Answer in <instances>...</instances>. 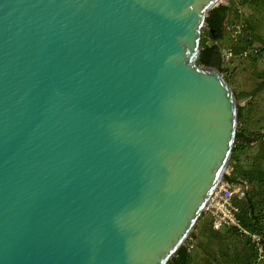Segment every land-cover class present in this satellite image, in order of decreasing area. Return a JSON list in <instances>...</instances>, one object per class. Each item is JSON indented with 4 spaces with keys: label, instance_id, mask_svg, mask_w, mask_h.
Masks as SVG:
<instances>
[{
    "label": "water",
    "instance_id": "water-1",
    "mask_svg": "<svg viewBox=\"0 0 264 264\" xmlns=\"http://www.w3.org/2000/svg\"><path fill=\"white\" fill-rule=\"evenodd\" d=\"M222 0H0V264H167L225 182L238 102L199 66Z\"/></svg>",
    "mask_w": 264,
    "mask_h": 264
},
{
    "label": "crops",
    "instance_id": "crops-1",
    "mask_svg": "<svg viewBox=\"0 0 264 264\" xmlns=\"http://www.w3.org/2000/svg\"><path fill=\"white\" fill-rule=\"evenodd\" d=\"M222 5L227 6L229 10L223 25L222 38L217 44L221 50L230 49L234 54V58L228 63L223 62L222 68L229 75V79L226 80L237 97V130H240L245 137L252 139L246 148L236 152L232 161L234 172L238 175L237 180L247 184L250 182L247 198L245 200L235 198L233 202L239 208L237 217L240 220H250L255 215V213L252 214V210L254 212L257 209L256 204L260 202L257 200L258 195H264V189L262 191L259 188L261 184L264 185L260 182H264V169L262 168L263 174H259L260 177L256 175L255 180L252 179L254 173L251 172V169L255 170L256 162L258 160L260 162L264 152L260 148L264 147V114H257V103H254L256 95L263 94L264 89L255 92L254 88L252 89L251 78L255 70L256 73L261 71L264 73V66L257 65L258 62L264 63V56L260 53L264 52V0H225ZM236 30L240 31L237 36H235ZM253 50L259 51L261 57L251 55ZM244 51L250 52L248 58L239 56ZM239 71L246 72L245 76L241 77ZM238 76L242 81L238 80ZM247 150L248 153L244 154ZM246 158L251 163H246ZM244 165L247 166V170ZM255 182L259 187L251 186ZM234 237L241 241L246 236L235 234L228 227L214 230L212 217L205 211L190 235L193 250L190 251L191 257L188 264H223L221 260L208 259V256L210 253L214 256L219 255L218 249L222 247V244H228L229 240L235 239ZM198 248L201 253H197Z\"/></svg>",
    "mask_w": 264,
    "mask_h": 264
},
{
    "label": "trees",
    "instance_id": "trees-1",
    "mask_svg": "<svg viewBox=\"0 0 264 264\" xmlns=\"http://www.w3.org/2000/svg\"><path fill=\"white\" fill-rule=\"evenodd\" d=\"M228 10L229 9L227 6L220 4L216 8H213L212 10L207 12V16L205 19V27L202 30V35H201V40H200V54L197 60V64L199 66L215 68L220 73H223L224 70L222 68L223 62L221 60V48L217 43L222 38L223 25H224ZM236 100H237V97H236ZM251 141L252 139L245 137L240 130H237L230 160L233 161V159L235 158L236 152L246 148ZM232 168H233L232 175H229V176L224 175L225 182L231 185L238 182L237 180L238 175L235 174L233 165H232ZM260 182L264 183L263 181H260ZM248 192H247V195H248ZM247 195H246V198H247ZM253 213L254 212L252 210V214ZM257 213L250 220H242V219L241 220L239 219V220H240L241 226L245 230H247L250 233L257 234L261 236L262 238H264V212L260 210V212H257ZM228 228H231V230H233L235 234H240L237 228H234V227H228ZM244 245L245 246H243V249H246L249 253V255L246 254V256H248V259H250L251 261V259L255 257L256 262H257V258L260 259L258 257V251L255 245L251 244V241L247 236L245 237ZM190 255L191 254H190L189 248L187 247L186 244H184L176 252L175 256L167 264H188L190 261V257H191ZM263 258H264V252H263Z\"/></svg>",
    "mask_w": 264,
    "mask_h": 264
},
{
    "label": "rangeland",
    "instance_id": "rangeland-1",
    "mask_svg": "<svg viewBox=\"0 0 264 264\" xmlns=\"http://www.w3.org/2000/svg\"><path fill=\"white\" fill-rule=\"evenodd\" d=\"M224 1L225 0H222V3ZM260 53H262V55L264 56V52H260ZM259 57H261V56H259ZM257 65L258 66H264V63L258 62ZM238 73H240L241 77H244L246 72L239 71ZM221 74L225 77V79H227V78L229 79V75L226 74V72H223ZM237 78H238L239 81H242V79L239 76ZM251 78L253 80V87H252V89L254 88L255 92H260L262 89H264V73L262 71L256 73V70H255L254 73H253V76ZM261 96H264V93L261 94V95L257 94L256 95V99L254 101V103L255 102L257 103V106H256V112H257V114L258 113L264 114V97H261ZM260 148H262V150L264 151V147H260ZM247 153H248V150L244 154H247ZM248 160L249 159H247V162L246 163H251V161L250 160L248 161ZM232 165H233L232 164V161L230 160L229 161V164H228V167H227V169L225 171V175H227V176L232 175V170H233ZM244 167H246L245 170H247V166L244 165ZM262 168L264 169V152H263V156L260 158V162H259V160L256 162L255 170L254 169H251V172L254 173L252 175V177H254V178H252V179L255 180V179H257V178H255L256 175H258L260 177L259 174H261V175L263 174L262 173ZM242 183H245V182H239L238 181L235 184H232L231 185V189L234 192H237L238 189L240 188V186L242 185ZM248 184H250V182ZM257 184L258 183L255 182V183H253V185L251 184V186H253V187H259V186H257ZM259 188H260V190L263 191L264 185L263 184L260 185ZM257 200H259L260 202L256 204L257 206H255V207H257V210L254 211L255 215H256L257 212H260V210L262 212H264V195H258ZM257 215H258V213H257ZM234 238L235 239L229 240L228 244L227 243H223L222 244V247L220 249H218L220 256L219 255L214 256V254L210 253L209 256H208L209 257L208 259L211 258V260H221V262L223 264H248L249 262H250L249 264H264V258L263 259H258L257 258V262H256V258L255 257L252 258L251 261H250V259H248V256H246V254L249 255V253H248V251L246 249H243V246H245L244 245V240H245L244 237H243L244 240H241V241L238 240L236 237H234ZM191 241L192 240L189 237L187 239V242H185V244L187 245V247L189 248V250L192 252V250H193V244L191 243ZM197 253H201V250L199 248L197 250ZM219 257H221V258H219Z\"/></svg>",
    "mask_w": 264,
    "mask_h": 264
},
{
    "label": "built area",
    "instance_id": "built-area-1",
    "mask_svg": "<svg viewBox=\"0 0 264 264\" xmlns=\"http://www.w3.org/2000/svg\"><path fill=\"white\" fill-rule=\"evenodd\" d=\"M239 33L240 31L236 30L235 36ZM251 55L259 57L260 53L257 50H253ZM239 56L241 58H248L250 56V52L244 51ZM232 58H234V54L230 49L221 50L222 62L228 63ZM248 190L249 186L246 182L242 183L237 192H234L231 189V185L224 182L214 192L205 211L212 217V228L214 230H219L223 227L237 228L240 234L247 236L251 243L255 245L258 251V257L261 259L263 258L264 252V238L257 234L248 232L241 226L240 220L237 217L239 208L233 204V200L235 198L238 200H244Z\"/></svg>",
    "mask_w": 264,
    "mask_h": 264
}]
</instances>
